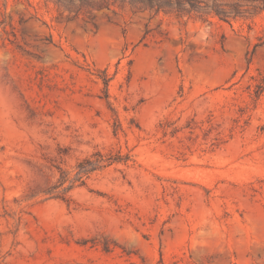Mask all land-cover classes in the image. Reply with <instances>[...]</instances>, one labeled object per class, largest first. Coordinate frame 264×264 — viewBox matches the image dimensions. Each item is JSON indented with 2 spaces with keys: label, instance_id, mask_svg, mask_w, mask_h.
Returning a JSON list of instances; mask_svg holds the SVG:
<instances>
[{
  "label": "rangeland",
  "instance_id": "obj_1",
  "mask_svg": "<svg viewBox=\"0 0 264 264\" xmlns=\"http://www.w3.org/2000/svg\"><path fill=\"white\" fill-rule=\"evenodd\" d=\"M214 1L0 0V264H264V0Z\"/></svg>",
  "mask_w": 264,
  "mask_h": 264
},
{
  "label": "trees",
  "instance_id": "obj_2",
  "mask_svg": "<svg viewBox=\"0 0 264 264\" xmlns=\"http://www.w3.org/2000/svg\"><path fill=\"white\" fill-rule=\"evenodd\" d=\"M191 6H192V8H194L193 5H191ZM243 6L244 5H242L241 3H236L235 4V12H237V14H239V13L240 14H245L247 11H243V12L236 11V7H240L241 8ZM212 10L214 11L215 14H217L218 16H220L224 20H229V18L231 17V14H232V12L222 9V3L220 1H218V0L214 1V7H212ZM241 10H246V9H241ZM188 13H191V10H189ZM199 13H201V14H209V12H207L206 9H205V11H202V12L200 11Z\"/></svg>",
  "mask_w": 264,
  "mask_h": 264
}]
</instances>
